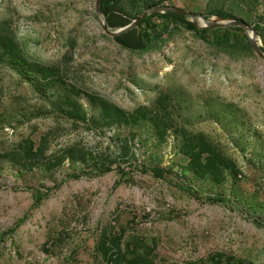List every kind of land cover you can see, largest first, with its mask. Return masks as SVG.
<instances>
[{"label": "rangeland", "instance_id": "374dc122", "mask_svg": "<svg viewBox=\"0 0 264 264\" xmlns=\"http://www.w3.org/2000/svg\"><path fill=\"white\" fill-rule=\"evenodd\" d=\"M117 1L264 53V0ZM195 26L131 51L95 0H0V264H264V63Z\"/></svg>", "mask_w": 264, "mask_h": 264}, {"label": "water", "instance_id": "95a60500", "mask_svg": "<svg viewBox=\"0 0 264 264\" xmlns=\"http://www.w3.org/2000/svg\"><path fill=\"white\" fill-rule=\"evenodd\" d=\"M101 1L102 0H95V14L99 20V24L103 32L111 39H115L116 37H119L123 34L128 33L129 31H132L138 28L143 20L155 14H176V15L187 18L194 24H196L198 20H201L204 24V28L206 29H228V28L229 29H233V28L242 29L244 31V35L247 39V42L250 48L264 63V53L258 46L256 34L254 30L248 27L242 21H237V20L227 21L225 19H220L219 21H209L207 17L205 16H200V15H196L193 13H189L183 9H180L174 6H153L147 9L138 19L133 20L129 25L123 28L117 29L115 31H112L108 27L106 15L100 9Z\"/></svg>", "mask_w": 264, "mask_h": 264}, {"label": "trees", "instance_id": "16d2710c", "mask_svg": "<svg viewBox=\"0 0 264 264\" xmlns=\"http://www.w3.org/2000/svg\"><path fill=\"white\" fill-rule=\"evenodd\" d=\"M100 9L106 15L107 24L109 28L120 29L130 24V22H128L127 19H125L122 16H119L120 5L117 0H102ZM215 16L221 19L228 18L227 15L222 14V13H217L215 14ZM153 17H160L164 19L176 20L179 23L186 24L187 28L190 30H194L196 28L193 22H190L187 18L176 15V14H155L143 20L141 24H146ZM236 30L241 31L242 29L237 28ZM224 36H226V33ZM138 38H139V34L137 32V29H134L132 31H129L126 34L116 37L113 40L122 48L133 51V50H136L139 46V43H137Z\"/></svg>", "mask_w": 264, "mask_h": 264}]
</instances>
